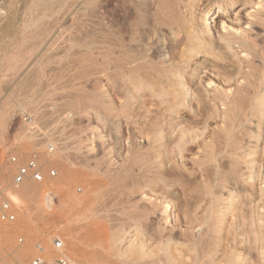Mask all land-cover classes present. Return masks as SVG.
<instances>
[{"label":"rangeland","instance_id":"374dc122","mask_svg":"<svg viewBox=\"0 0 264 264\" xmlns=\"http://www.w3.org/2000/svg\"><path fill=\"white\" fill-rule=\"evenodd\" d=\"M34 2L0 6V264H264V0Z\"/></svg>","mask_w":264,"mask_h":264},{"label":"built area","instance_id":"2783aa9c","mask_svg":"<svg viewBox=\"0 0 264 264\" xmlns=\"http://www.w3.org/2000/svg\"><path fill=\"white\" fill-rule=\"evenodd\" d=\"M24 122L27 121L28 117H21ZM47 150L52 153L55 151L53 144H49ZM39 154L32 153L24 164H20L17 157L10 159L11 163L17 166L16 174L12 181L14 188H19L26 181L31 180L37 183H43L45 176L43 175L42 167L39 163ZM48 177L54 178L57 175V171L49 170L47 173ZM16 212L13 209L12 202L6 197L4 190L0 189V224H11L16 221ZM54 249L60 254L53 264H69L68 260L61 254L64 252L65 246L61 240L54 241ZM38 254L28 264H48L45 260L44 253L45 249L41 246H37Z\"/></svg>","mask_w":264,"mask_h":264},{"label":"bare ground","instance_id":"6f19581e","mask_svg":"<svg viewBox=\"0 0 264 264\" xmlns=\"http://www.w3.org/2000/svg\"><path fill=\"white\" fill-rule=\"evenodd\" d=\"M1 1L2 0H0V6H1ZM5 1V0H4ZM58 0H35V2H34V4H33V8L34 9H39V11L41 12V13H43V14H45V15H47V18H48V15L50 14V11H52V9L54 8V5L55 4H57L56 2H57ZM3 4V3H2ZM4 5V4H3ZM2 5V6H3ZM1 9H2V7H1ZM1 9H0V11H1ZM38 11V10H37ZM38 11V12H39ZM33 13V12H32ZM36 13V12H35ZM37 14H39V13H37ZM216 14H217V9H215V8H210L208 11H207V13H206V15L204 16V18H205V20H204V27H205V29L206 30H212L213 29V25H214V23H215V21H216V18H215V16H216ZM31 15V14H30ZM51 15V14H50ZM32 16V15H31ZM11 17V16H10ZM35 17H37V15L35 16ZM44 18V17H43ZM16 19V18H15ZM32 20V19H31ZM50 22H51V20H50ZM9 23V22H8ZM38 23H39V21H38ZM11 23H9V25H10ZM224 24V23H223ZM9 25H7V28H8V30L10 29V26ZM23 25V24H22ZM11 27H13L12 25H11ZM15 27V26H14ZM50 27V26H49ZM222 27H224V26H222ZM7 28H5V30L7 29ZM21 28V27H20ZM27 29H28V26H27ZM35 29V28H34ZM4 30V29H3ZM8 32V31H7ZM3 33V32H2ZM23 33V32H22ZM21 33V34H22ZM37 33V32H36ZM46 33V32H45ZM34 34V33H33ZM38 35V34H37ZM31 36H32V33H31ZM36 36V35H35ZM51 37V36H50ZM12 39V38H11ZM49 39V38H48ZM28 40V39H27ZM26 41V40H25ZM32 41V40H31ZM45 41V40H44ZM51 42V41H50ZM30 43V42H29ZM28 43V44H29ZM34 43V42H33ZM32 43V44H33ZM46 43V42H45ZM31 44V45H32ZM48 44V43H47ZM23 45H26V44H24V43H22V48H23ZM45 45V44H44ZM26 46H28V45H26ZM47 46V45H46ZM29 47V46H28ZM31 47V46H30ZM29 47V48H30ZM22 48H20V49H22ZM27 48V47H26ZM20 49H18V50H20ZM32 49H33V47H32ZM24 50V49H23ZM26 50V49H25ZM28 50V49H27ZM26 50V51H27ZM35 50V49H34ZM33 50V51H34ZM15 51V50H14ZM21 51V50H20ZM16 52V51H15ZM31 52V51H30ZM19 55V54H18ZM32 57V56H31ZM30 57V58H31ZM23 60V59H22ZM26 60H28V59H26ZM32 61V60H31ZM26 62V61H25ZM34 63V62H33ZM29 66V65H28ZM15 233V230L14 229H12V230H5V231H2V232H0V238H2V239H5L6 241H9L10 239H11V235H13ZM15 235V234H14ZM3 241V240H2ZM29 247H26V246H24L23 248H21L19 251H18V256H20V260L21 259H23L26 255H27V253L29 252ZM65 258V257H64ZM90 260H92V261H94V262H97V260H98V262H100V264H105V262L104 261H101L100 259H99V257H98V254H96V253H94L93 252V254L90 256ZM67 259V258H66Z\"/></svg>","mask_w":264,"mask_h":264}]
</instances>
